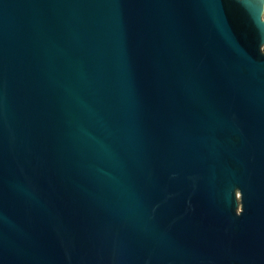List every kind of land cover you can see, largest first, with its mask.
<instances>
[{
  "label": "water",
  "instance_id": "water-1",
  "mask_svg": "<svg viewBox=\"0 0 264 264\" xmlns=\"http://www.w3.org/2000/svg\"><path fill=\"white\" fill-rule=\"evenodd\" d=\"M0 264H264V0H0Z\"/></svg>",
  "mask_w": 264,
  "mask_h": 264
}]
</instances>
